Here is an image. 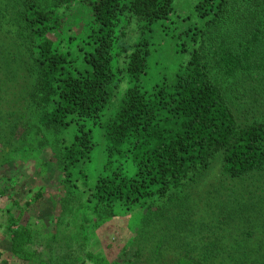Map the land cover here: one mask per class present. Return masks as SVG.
Listing matches in <instances>:
<instances>
[{
  "label": "trees",
  "instance_id": "trees-1",
  "mask_svg": "<svg viewBox=\"0 0 264 264\" xmlns=\"http://www.w3.org/2000/svg\"><path fill=\"white\" fill-rule=\"evenodd\" d=\"M184 2L0 0V123L15 139L0 156L25 178L56 173L64 191L59 229L39 241L50 256V242L79 244L82 233L122 212L174 209L181 220L171 235L149 236L152 258L136 249L113 264L264 258V216L254 205L214 208L217 193L201 191L213 169L233 182L264 171V116L238 124L239 106L254 113L264 101V0ZM163 29L171 36L160 43ZM254 188L243 197L255 202ZM3 189L0 202L12 204L0 207V228L11 255L44 264L28 262L36 227L20 223L15 191L4 197ZM67 249L60 264H102Z\"/></svg>",
  "mask_w": 264,
  "mask_h": 264
},
{
  "label": "rangeland",
  "instance_id": "rangeland-1",
  "mask_svg": "<svg viewBox=\"0 0 264 264\" xmlns=\"http://www.w3.org/2000/svg\"><path fill=\"white\" fill-rule=\"evenodd\" d=\"M194 2L195 0H185L184 4L188 7L192 6ZM181 4L182 1L178 3V7L176 8L179 14H181L179 9ZM5 17L6 20H8L10 16L5 14ZM178 20H181V16L178 17V19L171 18L170 20L165 21V25L173 28L175 23L177 25ZM156 36L157 40L162 43L166 38L171 36V33L163 29V31L158 30ZM154 60L159 59L156 56L153 58V61ZM154 73H152V76ZM253 80L256 81V83L259 82L257 81L258 79ZM238 110L240 111L238 117L239 125H243L246 122L261 121L264 116V101L261 102V108L255 109L254 113L253 111H249L248 107L245 105L239 106ZM3 130V126L0 123V154L7 153L14 145L15 140L8 133L4 135ZM39 171L40 174H43L41 180H38L36 177L25 178L20 166L16 168L13 161H7V163H4L0 156V184L3 185V188H8L7 191L3 189L4 197L8 196L9 191H15V193H13L14 198L16 201H19L22 206V208L16 213V215L20 217V223L24 224L26 222L34 224L36 227L33 238L28 246L29 249L34 252L30 261H28L30 263H38L40 261L44 262V264H56L57 262V264H60V260H62L64 258L63 256L67 254V248L69 245H71V249L74 251L84 249L86 252L92 253L97 261L102 264H113L122 261V258H130L136 249L141 251L142 260L144 258L150 259L154 254L155 247H151V244L149 245V236H157L154 241H159V237L162 239L165 236H170V230L181 220L174 209L158 212L153 211L152 213L147 214L138 210L122 212L117 217L106 220L102 226H98L99 228H89L88 233L90 234V241L87 249H85L84 245H82L83 249H80V245L84 242L82 237L88 235V233H82L79 244V241L65 242V240L64 243L57 240L50 242L52 245L51 250L53 251V254L50 256L48 251L43 252L44 244L39 241L41 240L40 237L44 236L46 232L51 231L54 233L59 229L57 228L59 226L57 219L58 214L61 211L60 206L64 205V191L59 186L60 181H58L55 172L53 174L52 170H49L48 168H45L44 170L39 169ZM242 181L243 182H233L232 180H225L219 169H213L206 174L202 180L201 191L217 193L216 198L213 200L214 208H223L226 205H230V201L231 203L234 202L233 208L235 211L240 210L244 205H254L252 209L256 211H254L255 216H264V171L249 175ZM254 186L255 202L249 199V197H243L244 193L242 194L243 190H252ZM38 194L40 195L39 198L36 197ZM232 195L236 196V201L231 198ZM228 197L230 199L225 200ZM3 200H5V198L0 202L1 208L5 204L6 206L12 204V202H9L11 201L10 199L9 201L7 200L6 203H3ZM25 201L30 203L29 207L23 206V202ZM4 208L0 210V219L3 217ZM142 216L147 217L142 219ZM66 220L68 219L66 218ZM67 222L70 223V220ZM219 225L222 226L224 223L219 221ZM2 230L3 228H0V264H4V262L6 264H27V261L20 260L11 255L10 243L2 237ZM73 230H75V227L72 225L69 229H66V231ZM151 230L153 232H151ZM246 230L252 232L253 228L248 227L247 225ZM261 230L262 240L264 241V226ZM173 235V237H176L178 233H173ZM251 235L253 240L251 243H255L258 238L257 233L252 232ZM262 245L264 246V243ZM239 257V264H264V258H259L257 254L254 255V260L250 255ZM86 264L95 263L88 262Z\"/></svg>",
  "mask_w": 264,
  "mask_h": 264
}]
</instances>
